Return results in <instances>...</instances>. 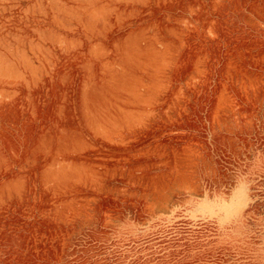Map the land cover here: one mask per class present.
<instances>
[{
    "label": "rangeland",
    "instance_id": "obj_1",
    "mask_svg": "<svg viewBox=\"0 0 264 264\" xmlns=\"http://www.w3.org/2000/svg\"><path fill=\"white\" fill-rule=\"evenodd\" d=\"M0 264H264V0H0Z\"/></svg>",
    "mask_w": 264,
    "mask_h": 264
}]
</instances>
